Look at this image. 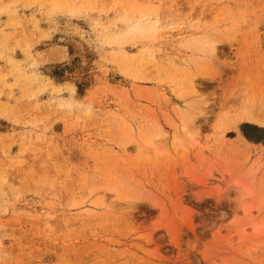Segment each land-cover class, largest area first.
Wrapping results in <instances>:
<instances>
[{
	"label": "rangeland",
	"instance_id": "rangeland-1",
	"mask_svg": "<svg viewBox=\"0 0 264 264\" xmlns=\"http://www.w3.org/2000/svg\"><path fill=\"white\" fill-rule=\"evenodd\" d=\"M242 109L264 0H0V264H264Z\"/></svg>",
	"mask_w": 264,
	"mask_h": 264
},
{
	"label": "bare ground",
	"instance_id": "bare-ground-1",
	"mask_svg": "<svg viewBox=\"0 0 264 264\" xmlns=\"http://www.w3.org/2000/svg\"><path fill=\"white\" fill-rule=\"evenodd\" d=\"M154 28V24L153 23H145V22H138V23H134L133 25H131V27H129V29H127V31L121 36V37H125L131 33H142V34H148L150 33ZM208 49L210 52H214V46L213 45H208L207 46ZM190 89L192 91L195 92L194 88H195V84L193 81H189L188 83ZM193 92V93H194ZM258 112V111H257ZM257 112H252L250 111L249 109H242L241 111H239V113L237 114V117L236 119L239 120V121H244V122H247V123H250V124H254V125H257V126H260V127H264V116L263 114L261 115V113H257ZM189 114V113H188ZM185 116V115H184ZM187 116V115H186ZM186 122V121H185ZM188 123H192V122H188ZM192 127V126H191ZM183 132L184 134L188 137V139L192 140V134L190 133V131L187 129V127L184 126L183 128ZM158 136H159V133L158 134H155L151 137H146V138H143L142 139V143L144 145V147H150V148H154L155 150V147L156 145L158 144ZM181 137V136H180ZM143 147V146H142ZM149 149V148H148ZM147 150V149H146ZM152 150V149H151ZM156 151V150H155ZM146 154V152H145ZM144 154V155H145ZM230 174V173H229ZM230 176V175H229ZM223 177V176H222ZM234 179V178H233ZM238 180V179H237ZM232 181L233 184L235 186H237L238 188L242 187L243 185L241 184V181ZM244 188V187H243ZM239 191V189H238ZM246 191H244L245 193ZM243 193V194H244ZM244 196V195H243ZM100 205H102L103 207L106 205V206H111L109 205L108 203H106L105 201V198L102 197L101 200H100Z\"/></svg>",
	"mask_w": 264,
	"mask_h": 264
},
{
	"label": "trees",
	"instance_id": "trees-1",
	"mask_svg": "<svg viewBox=\"0 0 264 264\" xmlns=\"http://www.w3.org/2000/svg\"><path fill=\"white\" fill-rule=\"evenodd\" d=\"M247 129H251V127L250 126H244V127H242V133H243L244 137L246 139L250 140V141H255L254 138H252L250 135H248V133L246 132Z\"/></svg>",
	"mask_w": 264,
	"mask_h": 264
}]
</instances>
